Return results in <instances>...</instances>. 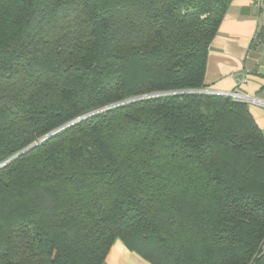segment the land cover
Wrapping results in <instances>:
<instances>
[{
	"label": "trees",
	"instance_id": "obj_1",
	"mask_svg": "<svg viewBox=\"0 0 264 264\" xmlns=\"http://www.w3.org/2000/svg\"><path fill=\"white\" fill-rule=\"evenodd\" d=\"M231 1L0 0V264H264V135L201 93Z\"/></svg>",
	"mask_w": 264,
	"mask_h": 264
},
{
	"label": "crops",
	"instance_id": "obj_2",
	"mask_svg": "<svg viewBox=\"0 0 264 264\" xmlns=\"http://www.w3.org/2000/svg\"><path fill=\"white\" fill-rule=\"evenodd\" d=\"M264 24V0H232L208 49L204 85L207 89L240 92L264 103V45L251 48ZM244 79L243 83H238ZM249 112L264 135V105L248 103ZM103 264H150L116 240Z\"/></svg>",
	"mask_w": 264,
	"mask_h": 264
},
{
	"label": "built area",
	"instance_id": "obj_3",
	"mask_svg": "<svg viewBox=\"0 0 264 264\" xmlns=\"http://www.w3.org/2000/svg\"><path fill=\"white\" fill-rule=\"evenodd\" d=\"M244 79H239L238 83H243ZM201 93H205V94H213V95H220V96H224L227 98H230L231 100L234 101H240V102H244V103H258L261 105H264L263 102H260L259 100H254L253 98H250L249 96L243 94L242 92H240L238 90V88H234L231 91H226V92H219V91H214V90H210V89H203L201 90Z\"/></svg>",
	"mask_w": 264,
	"mask_h": 264
},
{
	"label": "water",
	"instance_id": "obj_4",
	"mask_svg": "<svg viewBox=\"0 0 264 264\" xmlns=\"http://www.w3.org/2000/svg\"><path fill=\"white\" fill-rule=\"evenodd\" d=\"M56 131H57V130H56ZM53 133H54V132H53ZM53 133H52V134H53ZM50 135H51V134H50ZM34 145H35V144H32V145H30L29 147L25 148L24 150L20 151L19 153H17V154L14 155L13 157H11V158H10L9 160H7L6 162L11 161V160L15 159L16 157L22 155L23 153L27 152V151L30 150Z\"/></svg>",
	"mask_w": 264,
	"mask_h": 264
}]
</instances>
